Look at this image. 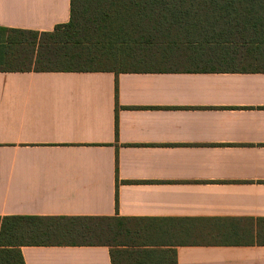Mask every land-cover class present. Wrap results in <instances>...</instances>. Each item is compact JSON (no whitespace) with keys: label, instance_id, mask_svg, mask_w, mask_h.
Returning a JSON list of instances; mask_svg holds the SVG:
<instances>
[{"label":"crops","instance_id":"crops-1","mask_svg":"<svg viewBox=\"0 0 264 264\" xmlns=\"http://www.w3.org/2000/svg\"><path fill=\"white\" fill-rule=\"evenodd\" d=\"M69 16L70 0H0L4 28ZM236 59L264 67V48ZM4 216L134 218L176 264H264V70L0 72ZM20 251L111 264L104 245Z\"/></svg>","mask_w":264,"mask_h":264},{"label":"trees","instance_id":"trees-1","mask_svg":"<svg viewBox=\"0 0 264 264\" xmlns=\"http://www.w3.org/2000/svg\"><path fill=\"white\" fill-rule=\"evenodd\" d=\"M263 48L264 0H70L52 31L0 27V72L264 70L236 59ZM148 229L134 218L4 216L0 264H25L24 245H104L111 264H176Z\"/></svg>","mask_w":264,"mask_h":264},{"label":"rangeland","instance_id":"rangeland-1","mask_svg":"<svg viewBox=\"0 0 264 264\" xmlns=\"http://www.w3.org/2000/svg\"><path fill=\"white\" fill-rule=\"evenodd\" d=\"M145 238H146V236H145Z\"/></svg>","mask_w":264,"mask_h":264}]
</instances>
